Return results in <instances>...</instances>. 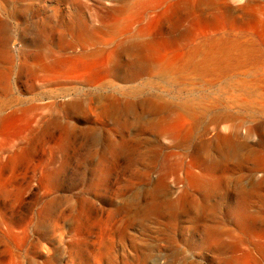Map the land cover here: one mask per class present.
Instances as JSON below:
<instances>
[{
  "label": "rangeland",
  "instance_id": "1",
  "mask_svg": "<svg viewBox=\"0 0 264 264\" xmlns=\"http://www.w3.org/2000/svg\"><path fill=\"white\" fill-rule=\"evenodd\" d=\"M138 1L0 0V120L22 117L0 134V264H264V0L168 20ZM144 28L149 63L250 53L203 77L107 62Z\"/></svg>",
  "mask_w": 264,
  "mask_h": 264
},
{
  "label": "bare ground",
  "instance_id": "2",
  "mask_svg": "<svg viewBox=\"0 0 264 264\" xmlns=\"http://www.w3.org/2000/svg\"><path fill=\"white\" fill-rule=\"evenodd\" d=\"M168 1L169 4L162 13L167 20L172 17L174 18L176 15L181 19L184 14L188 15L194 9H208L212 12H225L228 8H230L224 0H139L135 5L137 7H144L148 5L161 6ZM252 6L253 3L247 1L239 9L246 10ZM260 8L264 12V3L260 4ZM257 33L264 47V18L263 21L258 24ZM158 34L159 31H157L156 28H144L137 30L134 35L121 42L117 49L108 53L107 62L109 63L110 60L116 58L117 55L123 51L131 56L130 65L133 66V70L153 67V69L161 76L168 77L175 74L179 75L185 72L186 69H189L195 74L197 73L203 77L208 74L217 73L220 70L229 69L232 63L240 62L243 56L250 53L247 47H244V44L242 43L226 42L223 44V42L220 41H213L204 46L205 49L203 50L196 48L188 51L185 56L182 55L177 59H163L153 61L151 64L148 61H144L143 57L146 51L151 52V50L155 48ZM261 66L264 67V60L263 63H261ZM133 72L134 71H130L129 73L132 74ZM252 86V84L248 83L243 84L241 82L240 84V88H242V90H247ZM260 113L264 115V109ZM20 120H22V117L17 113H10L5 116L3 120H0V134L14 132V126ZM34 139L36 140L35 137ZM228 145L231 148L232 155H234L236 147L231 143ZM252 195V193H249L250 197ZM244 217L243 225L248 228L252 226L254 222L260 221L258 214L255 213L246 214ZM212 231L213 230L210 229V233H212ZM262 251H264V249Z\"/></svg>",
  "mask_w": 264,
  "mask_h": 264
}]
</instances>
